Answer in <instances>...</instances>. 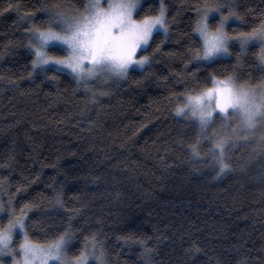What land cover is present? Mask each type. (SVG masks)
<instances>
[{
	"label": "trees",
	"instance_id": "trees-1",
	"mask_svg": "<svg viewBox=\"0 0 264 264\" xmlns=\"http://www.w3.org/2000/svg\"><path fill=\"white\" fill-rule=\"evenodd\" d=\"M202 2L165 0L173 21L167 37L155 32L138 52L150 55L151 65L124 78L93 79L89 92L67 70L33 72L26 31L33 22L43 26L42 4L83 10L85 0H0V183L5 201L11 194L18 209L32 205L34 239L42 227L61 230L67 212L75 214L78 237L103 232L108 264H144L142 245L152 250V264H264V151L257 139L231 146V171L217 176L207 143L200 159L190 154L196 129L174 112L173 93L197 86L186 50L199 46L188 37ZM219 2L240 16L229 21L230 34L264 19V0ZM158 7L159 0H146L142 14L156 15ZM28 14L34 19L22 18ZM230 48V58L195 73L201 85L207 72L264 81L259 45L243 55L238 43ZM56 188L64 201L59 210Z\"/></svg>",
	"mask_w": 264,
	"mask_h": 264
},
{
	"label": "snow or ice",
	"instance_id": "snow-or-ice-1",
	"mask_svg": "<svg viewBox=\"0 0 264 264\" xmlns=\"http://www.w3.org/2000/svg\"><path fill=\"white\" fill-rule=\"evenodd\" d=\"M8 7L14 5L9 3ZM40 10L47 14L43 26L33 22L26 29L28 47L34 56L33 72L38 68L46 71L49 64L57 65V70H70L77 84L83 82L89 92L92 90L89 81L93 79L124 78L133 65L150 66L151 56H138V52L147 50L153 32H162L167 37L173 22L168 19L165 0H159L156 15L142 14L141 0H85L83 10L69 9L59 3L42 4ZM214 13L219 19L210 22ZM22 18L34 19L32 14ZM230 20H240L231 3L225 6L219 0L214 3L203 0L197 6L188 42L199 46H189L186 50L187 63L195 62L191 78L197 86L186 87L182 94L173 93L176 116L196 129L193 142L188 145L190 154L194 159H200L202 146L207 143V151L218 169L217 176L231 171L226 154L239 141L256 138L260 150L264 151V81L252 85L241 83L235 74L207 72L206 82L201 85L195 76L201 69L230 58V44L237 43L241 55L250 45H259L257 61L264 71V19L250 31L233 28L234 35L227 30ZM51 48L62 54H51ZM154 51L158 52L159 46ZM3 191L5 188L0 183V255H18L13 264H108L101 230H89L87 235L78 237L80 229L73 226L75 214L65 212L61 230L48 231L42 227L34 239L30 228L37 222L28 216L32 205L24 203L18 209L11 194L5 201ZM53 200L59 206L58 210L63 209L61 188L54 190ZM14 235L20 237L18 251L13 247ZM77 240L80 244L74 248ZM142 246L144 264H152V250L147 245ZM70 249L78 254L69 256Z\"/></svg>",
	"mask_w": 264,
	"mask_h": 264
},
{
	"label": "rangeland",
	"instance_id": "rangeland-1",
	"mask_svg": "<svg viewBox=\"0 0 264 264\" xmlns=\"http://www.w3.org/2000/svg\"><path fill=\"white\" fill-rule=\"evenodd\" d=\"M146 0H141V5H142V3L143 2H145ZM214 15H218V14H213V16ZM211 18V17H210ZM155 32H153V34H154ZM48 66H50V67H56V68H58L59 66H57V65H54V64H49V65H47L46 67H48ZM143 68V67H142ZM141 67H139V66H136V65H133L130 69H142ZM129 69V70H130ZM64 70H67L68 72H70V70H68V69H64ZM71 73V72H70ZM17 235H14V237H13V240H14V243H13V247L14 248H16L17 249V251H18V243L17 242H15L16 241V239H15V237H16ZM16 244V245H15ZM19 258V256L17 255L16 257H13L10 253H6V254H4V255H0V264H13V259H18Z\"/></svg>",
	"mask_w": 264,
	"mask_h": 264
}]
</instances>
